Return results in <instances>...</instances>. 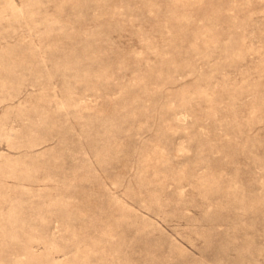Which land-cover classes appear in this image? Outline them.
<instances>
[{
	"label": "rangeland",
	"instance_id": "374dc122",
	"mask_svg": "<svg viewBox=\"0 0 264 264\" xmlns=\"http://www.w3.org/2000/svg\"><path fill=\"white\" fill-rule=\"evenodd\" d=\"M0 264H264V0H0Z\"/></svg>",
	"mask_w": 264,
	"mask_h": 264
}]
</instances>
